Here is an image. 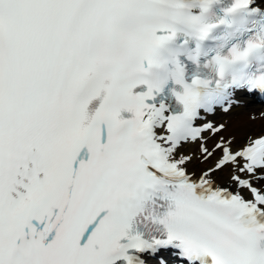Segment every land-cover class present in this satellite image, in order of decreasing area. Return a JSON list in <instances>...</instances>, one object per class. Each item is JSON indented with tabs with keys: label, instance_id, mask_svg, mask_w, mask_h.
I'll use <instances>...</instances> for the list:
<instances>
[{
	"label": "snow or ice",
	"instance_id": "snow-or-ice-1",
	"mask_svg": "<svg viewBox=\"0 0 264 264\" xmlns=\"http://www.w3.org/2000/svg\"><path fill=\"white\" fill-rule=\"evenodd\" d=\"M257 93L264 0H0V264H264Z\"/></svg>",
	"mask_w": 264,
	"mask_h": 264
},
{
	"label": "bare ground",
	"instance_id": "bare-ground-1",
	"mask_svg": "<svg viewBox=\"0 0 264 264\" xmlns=\"http://www.w3.org/2000/svg\"><path fill=\"white\" fill-rule=\"evenodd\" d=\"M245 98L241 106L235 107L227 113L222 111L215 112L213 115L207 116L206 119V121L214 125L221 123L226 125V130L220 135L226 138L234 137L235 142L233 143V148L241 147L249 136L256 137L264 134V119L260 118L261 113H264V104L260 105L250 102L245 100ZM252 116H255L256 119H251L250 117ZM204 135L208 137L207 146L209 148H212L219 140V136H213L210 132H206ZM240 143L242 144L240 145ZM183 151L185 153L197 151L198 153V144H188ZM219 156L220 152L217 151L216 155L207 162L193 165L192 167L195 168L196 174L199 175L201 169L212 166ZM261 184H264V182L257 183L256 186L260 187ZM233 190H235V186H233ZM245 195H247L246 192Z\"/></svg>",
	"mask_w": 264,
	"mask_h": 264
},
{
	"label": "rangeland",
	"instance_id": "rangeland-1",
	"mask_svg": "<svg viewBox=\"0 0 264 264\" xmlns=\"http://www.w3.org/2000/svg\"><path fill=\"white\" fill-rule=\"evenodd\" d=\"M242 143H240V145H241ZM204 167H206V166H204ZM208 168V167H207Z\"/></svg>",
	"mask_w": 264,
	"mask_h": 264
}]
</instances>
